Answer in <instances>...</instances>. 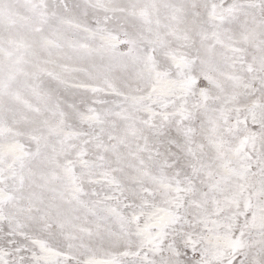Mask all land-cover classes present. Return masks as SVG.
Listing matches in <instances>:
<instances>
[{
  "label": "snow or ice",
  "instance_id": "snow-or-ice-1",
  "mask_svg": "<svg viewBox=\"0 0 264 264\" xmlns=\"http://www.w3.org/2000/svg\"><path fill=\"white\" fill-rule=\"evenodd\" d=\"M0 264H264V0H0Z\"/></svg>",
  "mask_w": 264,
  "mask_h": 264
}]
</instances>
